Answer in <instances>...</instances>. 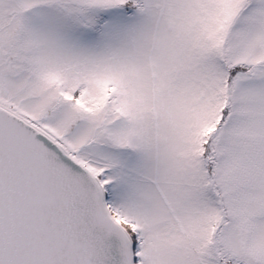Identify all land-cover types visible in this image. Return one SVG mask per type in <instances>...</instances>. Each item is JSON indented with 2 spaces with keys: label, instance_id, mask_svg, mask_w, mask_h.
<instances>
[{
  "label": "snow or ice",
  "instance_id": "snow-or-ice-1",
  "mask_svg": "<svg viewBox=\"0 0 264 264\" xmlns=\"http://www.w3.org/2000/svg\"><path fill=\"white\" fill-rule=\"evenodd\" d=\"M0 264H264V0H0Z\"/></svg>",
  "mask_w": 264,
  "mask_h": 264
}]
</instances>
